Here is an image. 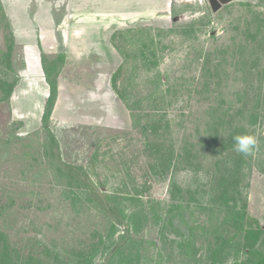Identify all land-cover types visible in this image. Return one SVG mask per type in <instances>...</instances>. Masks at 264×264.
<instances>
[{"label":"rangeland","instance_id":"obj_1","mask_svg":"<svg viewBox=\"0 0 264 264\" xmlns=\"http://www.w3.org/2000/svg\"><path fill=\"white\" fill-rule=\"evenodd\" d=\"M262 231L264 0H0V264H264Z\"/></svg>","mask_w":264,"mask_h":264},{"label":"trees","instance_id":"obj_2","mask_svg":"<svg viewBox=\"0 0 264 264\" xmlns=\"http://www.w3.org/2000/svg\"><path fill=\"white\" fill-rule=\"evenodd\" d=\"M185 28H186L185 30H189L191 32H194L193 29H195V25L194 24H192L190 26L186 25ZM188 28H190V29H188ZM246 49H247L246 45H242L240 50H239V53H242L243 56L248 59L247 54L245 55V53H244V52H246ZM41 57H42V64H43V69H44L46 81H47L48 85L50 86V95H49V102H48L49 106H48V109L45 111L44 117H43L44 121L46 122L51 117V113H52L55 101L58 98V75H55L54 77H52L50 75V72L47 68L48 61H47L45 54L42 55ZM246 62H247V64L245 63V65H244L243 60L240 58L239 60H237V64H236V62H234L235 68L237 65L236 69L238 71L251 72L249 70V69H251L250 64H248L249 60H246ZM207 65H208V62L206 60L204 62V68H206ZM216 66H218V65H216ZM260 96H261V94H258V98ZM240 109H241V107H240ZM232 111H233V109L231 107L227 106V108L225 110V119L228 118L227 116L232 115L231 114ZM255 114L257 116L259 113L255 112ZM232 116L234 117V115H232ZM217 127L218 126H216L215 129L218 130ZM232 133H229V134H232ZM55 149H56V152L54 154V160L57 162L58 167L67 176V178L78 180L79 182H87L88 174L85 171H83V168L63 163L61 160V157H60V153H59V149H58L57 144L55 145ZM240 168L241 167L239 165V167L237 169L238 172L240 171ZM85 188L87 189L88 196L91 199V201L94 203L95 207L97 209H99L100 211H102L104 213V215L110 221L114 222L116 225H119V226H125L126 225L125 216H124L123 211L119 207L114 205L107 195H105L104 193L99 191V189L93 185L86 186ZM233 189L236 191V188L234 187V185L232 183H228L225 187L224 195H228L229 192ZM238 195H239V192H238ZM235 200H237V198H235ZM262 233H264V232L262 231ZM127 237H129V234Z\"/></svg>","mask_w":264,"mask_h":264},{"label":"clouds","instance_id":"obj_3","mask_svg":"<svg viewBox=\"0 0 264 264\" xmlns=\"http://www.w3.org/2000/svg\"><path fill=\"white\" fill-rule=\"evenodd\" d=\"M234 150L243 156H253L258 147V138L253 134H240L233 137Z\"/></svg>","mask_w":264,"mask_h":264}]
</instances>
